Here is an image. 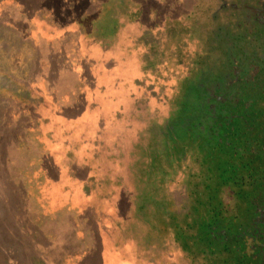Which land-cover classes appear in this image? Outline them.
I'll list each match as a JSON object with an SVG mask.
<instances>
[{
    "label": "rangeland",
    "instance_id": "374dc122",
    "mask_svg": "<svg viewBox=\"0 0 264 264\" xmlns=\"http://www.w3.org/2000/svg\"><path fill=\"white\" fill-rule=\"evenodd\" d=\"M133 1L157 9L139 35L148 28L156 52L142 82L124 53L88 55L78 38L20 18L42 1L0 0V264H212L193 241L196 198L184 196L203 185L207 153L168 150L165 128L196 77L215 4Z\"/></svg>",
    "mask_w": 264,
    "mask_h": 264
},
{
    "label": "trees",
    "instance_id": "16d2710c",
    "mask_svg": "<svg viewBox=\"0 0 264 264\" xmlns=\"http://www.w3.org/2000/svg\"><path fill=\"white\" fill-rule=\"evenodd\" d=\"M212 19L205 52L194 62L196 77L165 128L167 149L179 144L184 156L198 147L211 165L203 185L184 193L198 205L193 241L200 253L212 264H244L250 257L264 264V0H222ZM250 239L263 248L250 250Z\"/></svg>",
    "mask_w": 264,
    "mask_h": 264
},
{
    "label": "flooded vegetation",
    "instance_id": "af4514ba",
    "mask_svg": "<svg viewBox=\"0 0 264 264\" xmlns=\"http://www.w3.org/2000/svg\"><path fill=\"white\" fill-rule=\"evenodd\" d=\"M39 1L43 2L40 3V6H43L45 10L32 9L33 11L31 14L30 13L23 14L22 12L20 14L21 15L20 18L23 19L25 17L29 23L31 22V26L34 25L36 28L41 25L40 27H44L48 29L50 28L52 33L54 34L58 32L62 34L63 37L78 38V42H80L81 44L82 43L86 44V46H89L87 49L89 50V52L91 51V53L87 52L88 55H91L93 50L98 52V49H102L104 50V52L107 51V53H111L112 56L116 51L117 52L120 51L124 53L126 55L125 58L130 57V60L133 59V61H131L133 64L132 66L133 72L136 71L137 73H139L136 81L137 80L140 82L145 81V79H143L144 76H147V74L149 73L148 71H151L144 63L145 58L147 57L154 58L153 56L155 55L156 52L152 51V47L148 45L147 40L145 39V35L150 30L146 28L148 32L144 31L142 32V35L140 37L139 35L141 33L142 27H145L144 24L147 16L146 14L150 15L152 14V12L154 13V10L155 11L157 10L155 6H153L154 7L153 9H151L150 6L145 7L142 5V3L137 2L138 3L137 4L133 0H39ZM213 1L215 4L214 6L215 10L212 9V13L214 14L216 11L220 10L222 0H213ZM33 7L37 8L36 6ZM20 8H22V6ZM149 10L151 13H148ZM124 11H126V13H124ZM29 23L28 25H30ZM37 32L39 34L38 35L39 37H37V39H42L40 37L41 31H37ZM134 35L135 36L137 35L136 40L141 38L140 42L139 41L137 42L133 38ZM124 36L125 38L122 41V38ZM132 40L135 41L134 43H132L133 47H130V44L128 45V47L127 45L126 46L124 45V44H128L129 41L132 42ZM156 44L158 43L156 42ZM146 47H147V51L145 52L144 49ZM133 49L136 50L137 52H135ZM142 52L145 53L142 54ZM118 64L122 65L123 63H118ZM82 74H85L84 71ZM140 74L142 76V79L139 78ZM15 93L20 94V91L17 89L15 90ZM38 106L39 105L37 104L36 107ZM77 148L89 149L90 147L85 142L83 145L80 144ZM93 154H95V151L87 156ZM94 171L95 174L93 175H96L95 179H93L94 176L90 177L91 183L93 184H91L90 186L87 184L90 190L92 186L97 187L99 178H101L99 175L96 174V172L99 171L96 170ZM109 197L110 195L103 198V200L106 198L109 199ZM246 249L247 247L243 248V251H245ZM250 259H253V257H250ZM250 259H247L244 264H249L251 262ZM234 264L236 263L234 262ZM255 264H258V262Z\"/></svg>",
    "mask_w": 264,
    "mask_h": 264
}]
</instances>
